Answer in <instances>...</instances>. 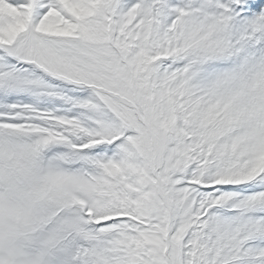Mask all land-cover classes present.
<instances>
[{
  "label": "snow or ice",
  "instance_id": "obj_1",
  "mask_svg": "<svg viewBox=\"0 0 264 264\" xmlns=\"http://www.w3.org/2000/svg\"><path fill=\"white\" fill-rule=\"evenodd\" d=\"M0 264H264V0H0Z\"/></svg>",
  "mask_w": 264,
  "mask_h": 264
}]
</instances>
